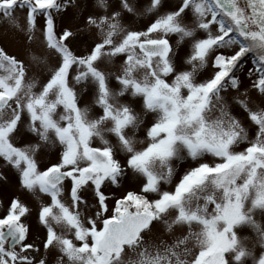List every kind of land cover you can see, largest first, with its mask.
Instances as JSON below:
<instances>
[{
	"label": "snow or ice",
	"instance_id": "snow-or-ice-1",
	"mask_svg": "<svg viewBox=\"0 0 264 264\" xmlns=\"http://www.w3.org/2000/svg\"><path fill=\"white\" fill-rule=\"evenodd\" d=\"M0 26V161L39 202L0 201V264H264V0H0Z\"/></svg>",
	"mask_w": 264,
	"mask_h": 264
},
{
	"label": "rangeland",
	"instance_id": "rangeland-1",
	"mask_svg": "<svg viewBox=\"0 0 264 264\" xmlns=\"http://www.w3.org/2000/svg\"><path fill=\"white\" fill-rule=\"evenodd\" d=\"M17 15H20L22 17V13H20V12H18ZM144 22H146V21L142 20V19H138L136 21V24L139 25V24H142ZM3 27L4 26H0V31H3ZM0 43H6L8 45V47H9L10 51H13V52L18 51V48L9 40H0ZM244 86L245 87H249L250 86V83H249V81L247 80L246 77L244 79ZM176 166L179 169L180 166H181V162H177ZM0 172H2V173H4L5 175L8 176V183L7 184L0 183V201H2L6 205L8 200H9V198L12 197L13 195L17 194L14 190L18 189L19 191H18L17 196H20V198L22 200L27 201L35 209V207L37 206V204L39 202L36 201L33 197H31L27 193H23L19 189V185H18V182H17V176H16L15 172L12 171V170H9L7 168H4L2 166V161H0ZM115 194L119 195V191H116ZM0 214H2V212H0ZM30 220H31L32 224H36L35 211L33 213V216L30 218ZM244 235H248V233L245 232Z\"/></svg>",
	"mask_w": 264,
	"mask_h": 264
},
{
	"label": "flooded vegetation",
	"instance_id": "flooded-vegetation-1",
	"mask_svg": "<svg viewBox=\"0 0 264 264\" xmlns=\"http://www.w3.org/2000/svg\"><path fill=\"white\" fill-rule=\"evenodd\" d=\"M17 194H18V189L17 190H14ZM24 193V192H23ZM17 194H15V195H17ZM33 225V227L35 228V226H36V224H32Z\"/></svg>",
	"mask_w": 264,
	"mask_h": 264
}]
</instances>
